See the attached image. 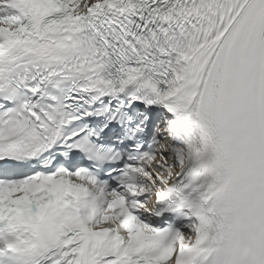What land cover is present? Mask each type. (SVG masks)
<instances>
[{
    "label": "snow or ice",
    "instance_id": "snow-or-ice-1",
    "mask_svg": "<svg viewBox=\"0 0 264 264\" xmlns=\"http://www.w3.org/2000/svg\"><path fill=\"white\" fill-rule=\"evenodd\" d=\"M0 264H264V0H0Z\"/></svg>",
    "mask_w": 264,
    "mask_h": 264
}]
</instances>
